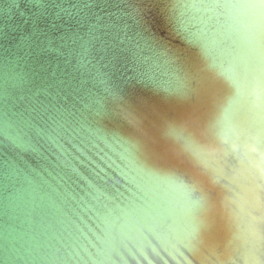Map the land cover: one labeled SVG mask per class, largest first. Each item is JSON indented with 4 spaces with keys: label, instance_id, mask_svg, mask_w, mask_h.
Here are the masks:
<instances>
[{
    "label": "water",
    "instance_id": "1",
    "mask_svg": "<svg viewBox=\"0 0 264 264\" xmlns=\"http://www.w3.org/2000/svg\"><path fill=\"white\" fill-rule=\"evenodd\" d=\"M193 2L0 0V264H264V36Z\"/></svg>",
    "mask_w": 264,
    "mask_h": 264
},
{
    "label": "snow or ice",
    "instance_id": "2",
    "mask_svg": "<svg viewBox=\"0 0 264 264\" xmlns=\"http://www.w3.org/2000/svg\"><path fill=\"white\" fill-rule=\"evenodd\" d=\"M193 7H215L229 10L243 19L249 30L252 43H256L258 36H264V0H194ZM242 79L234 80L236 94L239 96L245 89L254 97L255 107L264 114V55H261L256 66L245 64L239 69ZM172 133L185 140L186 146L194 154L198 151L196 145L184 136L179 130L173 129ZM264 153V131L256 138L252 148L253 152ZM260 175L264 179V155L261 158ZM264 203V202H262ZM259 238L264 241V229H261Z\"/></svg>",
    "mask_w": 264,
    "mask_h": 264
}]
</instances>
